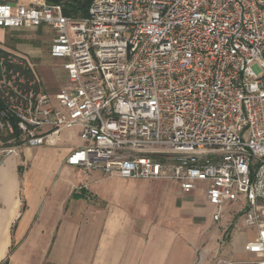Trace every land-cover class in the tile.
I'll list each match as a JSON object with an SVG mask.
<instances>
[{
    "label": "built area",
    "instance_id": "2783aa9c",
    "mask_svg": "<svg viewBox=\"0 0 264 264\" xmlns=\"http://www.w3.org/2000/svg\"><path fill=\"white\" fill-rule=\"evenodd\" d=\"M37 29L66 83L48 93L26 57L0 56V133L14 135L7 117L18 131L6 153L79 128L70 166L184 191L207 182L213 222L239 205L264 264V0H92L81 19L0 0V31Z\"/></svg>",
    "mask_w": 264,
    "mask_h": 264
},
{
    "label": "crops",
    "instance_id": "0c3cea01",
    "mask_svg": "<svg viewBox=\"0 0 264 264\" xmlns=\"http://www.w3.org/2000/svg\"><path fill=\"white\" fill-rule=\"evenodd\" d=\"M49 57V56H48ZM72 147L55 145L6 153L0 145V264H255L246 244L242 208L228 204L220 221L207 202V182L184 191L175 181L123 179L66 163ZM157 181L161 203L143 212L103 199L105 185ZM197 193L198 197H195ZM211 211L205 218L203 211Z\"/></svg>",
    "mask_w": 264,
    "mask_h": 264
},
{
    "label": "rangeland",
    "instance_id": "374dc122",
    "mask_svg": "<svg viewBox=\"0 0 264 264\" xmlns=\"http://www.w3.org/2000/svg\"><path fill=\"white\" fill-rule=\"evenodd\" d=\"M52 35L48 29H37L30 32H3L0 31V48L3 52L20 54L26 57L33 66V70L43 90L54 94L61 90L66 83V75L62 70V60L48 57V50L51 44ZM253 71H258L253 67ZM68 131L61 133L65 144L77 147L80 143L75 131L67 136ZM2 139L7 134L0 133ZM13 140L0 141L3 148L8 149L14 145ZM157 181L143 183L135 182V185H124L120 183L107 184L103 188L102 197L108 205L119 210H136L141 208L145 212L149 206L161 203L166 189H161ZM197 196V193L194 195ZM205 218L211 217V211H203Z\"/></svg>",
    "mask_w": 264,
    "mask_h": 264
},
{
    "label": "trees",
    "instance_id": "16d2710c",
    "mask_svg": "<svg viewBox=\"0 0 264 264\" xmlns=\"http://www.w3.org/2000/svg\"><path fill=\"white\" fill-rule=\"evenodd\" d=\"M50 5H59L62 9V13L64 16L72 18V19H81L87 16L88 8L91 4L92 0H46ZM4 52L0 50V56L3 55ZM2 109V104L0 102V111ZM9 120L14 127V135L6 136L5 139H2L0 135V141H7L11 138H16L18 136V131L16 129V121L11 120L9 117L6 118Z\"/></svg>",
    "mask_w": 264,
    "mask_h": 264
}]
</instances>
